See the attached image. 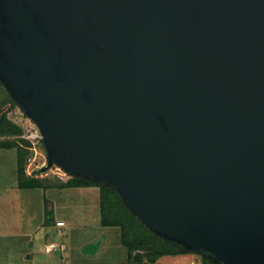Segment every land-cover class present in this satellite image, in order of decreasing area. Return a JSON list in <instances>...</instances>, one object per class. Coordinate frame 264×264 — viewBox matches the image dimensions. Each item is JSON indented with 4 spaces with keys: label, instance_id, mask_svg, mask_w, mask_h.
Here are the masks:
<instances>
[{
    "label": "water",
    "instance_id": "95a60500",
    "mask_svg": "<svg viewBox=\"0 0 264 264\" xmlns=\"http://www.w3.org/2000/svg\"><path fill=\"white\" fill-rule=\"evenodd\" d=\"M0 83L38 172L111 187L212 264H264V0H0Z\"/></svg>",
    "mask_w": 264,
    "mask_h": 264
},
{
    "label": "rangeland",
    "instance_id": "374dc122",
    "mask_svg": "<svg viewBox=\"0 0 264 264\" xmlns=\"http://www.w3.org/2000/svg\"><path fill=\"white\" fill-rule=\"evenodd\" d=\"M8 116L12 122L24 127L25 117L17 107L12 108ZM2 139L18 138L6 136ZM29 158L32 161L29 166L32 171L36 165L46 160L43 145H37L36 152L32 148L29 150L26 168ZM35 176L46 185L56 186L45 190L20 188L17 178V150L0 148V264H61L62 261L93 260V257L81 252V247L102 234H106V241L95 259L113 263L127 259L119 229L100 225L97 208L99 198L83 194L76 188H60L58 185L67 180L69 175H63L55 166ZM7 190L13 193V198L8 200L4 199ZM47 209L53 213L50 221L45 220ZM20 217H23V224L31 219V225L21 226ZM56 217L65 221L60 232L55 228ZM50 241L62 243L65 250L61 251L62 247L58 246L51 253H46L44 245ZM158 261L163 264H201V256L191 252L164 255Z\"/></svg>",
    "mask_w": 264,
    "mask_h": 264
},
{
    "label": "trees",
    "instance_id": "16d2710c",
    "mask_svg": "<svg viewBox=\"0 0 264 264\" xmlns=\"http://www.w3.org/2000/svg\"><path fill=\"white\" fill-rule=\"evenodd\" d=\"M16 107L13 100L0 83V148L17 150V178L20 188L55 187L46 185L35 175L25 173V166L29 153V142L21 137L22 128L11 121L8 112ZM6 136H15L18 139H2ZM43 145V143H42ZM44 147V145H43ZM60 188L97 187L99 193V222L103 227H116L120 232V240L126 248L127 259L124 262H98L92 264H163L158 259L164 255H179L190 253L179 243L165 239L152 232L140 219L132 214L123 204L118 194L106 185L89 178L69 176L58 185ZM52 212L46 210V219H52ZM200 256V255H199ZM201 264L212 262L201 256Z\"/></svg>",
    "mask_w": 264,
    "mask_h": 264
},
{
    "label": "built area",
    "instance_id": "2783aa9c",
    "mask_svg": "<svg viewBox=\"0 0 264 264\" xmlns=\"http://www.w3.org/2000/svg\"><path fill=\"white\" fill-rule=\"evenodd\" d=\"M19 112L24 115L25 117V122H24V127H22L23 132L21 134V137L25 140H27L29 142V149H33L35 150V152L37 151V145L42 144V135L41 132L39 130V128L35 125V123L29 118L27 117L24 113H22L20 110ZM31 158H29L28 163H27V168L25 167V173L27 175H33L35 170H38L40 167H42L43 165H45L46 160L43 161L42 163L36 165L35 169H33L32 171L30 170L29 166L31 164ZM57 169H59L63 175H67V173L63 172V170L58 167L55 166ZM51 169V168H50ZM64 222L62 220L56 221V226H63ZM57 247V245L55 243H48L47 245H45V249L46 251H52Z\"/></svg>",
    "mask_w": 264,
    "mask_h": 264
},
{
    "label": "crops",
    "instance_id": "0c3cea01",
    "mask_svg": "<svg viewBox=\"0 0 264 264\" xmlns=\"http://www.w3.org/2000/svg\"><path fill=\"white\" fill-rule=\"evenodd\" d=\"M22 189H24V188H22ZM77 190H79L81 193H88V194H90L93 198H99V193H98V188L97 187H80V188H76ZM12 191H9V190H7V191H5V194H4V199H10L11 197L13 198V193H11ZM12 194V195H11ZM15 195H17V193L15 194ZM97 208H98V206H97ZM52 216H53V213H52ZM21 218V221H20V225L21 226H25L26 224H28L27 226H30L31 225V221H29V220H31V219H28L26 222H25V224H23V217H20ZM59 220H61V219H59L58 217H56V221H59ZM63 221V220H62ZM64 222V224H65V221H63ZM43 223V222H42ZM64 226V225H63ZM63 226H61V227H59V226H55V228L57 229V231L58 232H60V230H61V228L63 227ZM16 227H18V224H16ZM16 230V229H15ZM105 241L106 240H104V243H105ZM48 243H55V242H53V241H50V242H48ZM48 243H46L45 245H47ZM56 245H57V247L58 246H61L62 248H60L61 249V251H63V250H65L64 249V247H63V245H62V243L61 244H57V243H55ZM45 245H44V248H45ZM104 245V244H103ZM102 245V246H103ZM102 246H101V248H102ZM56 247V248H57ZM55 248V249H56ZM101 248H100V250H101ZM54 249V250H55ZM100 250H99V252H98V254L95 256V257H93V260H87V261H84V260H82V259H78L76 262H69V261H62V263L61 264H92V263H98V262H109V261H106V260H103V261H100V260H96L95 258L100 254ZM53 251V250H52ZM52 251H46V249H45V252L46 253H51ZM90 257V256H89ZM119 263V262H118Z\"/></svg>",
    "mask_w": 264,
    "mask_h": 264
}]
</instances>
